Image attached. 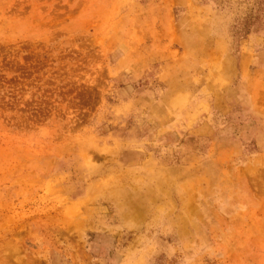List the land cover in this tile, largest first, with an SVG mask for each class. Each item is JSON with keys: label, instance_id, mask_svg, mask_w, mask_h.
I'll return each instance as SVG.
<instances>
[{"label": "rangeland", "instance_id": "obj_1", "mask_svg": "<svg viewBox=\"0 0 264 264\" xmlns=\"http://www.w3.org/2000/svg\"><path fill=\"white\" fill-rule=\"evenodd\" d=\"M0 264H264V0H0Z\"/></svg>", "mask_w": 264, "mask_h": 264}]
</instances>
